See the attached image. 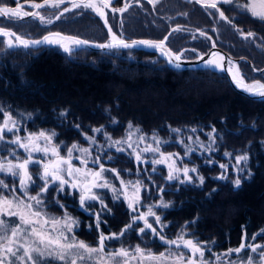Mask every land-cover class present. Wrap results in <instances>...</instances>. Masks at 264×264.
Masks as SVG:
<instances>
[{"label": "trees", "instance_id": "1", "mask_svg": "<svg viewBox=\"0 0 264 264\" xmlns=\"http://www.w3.org/2000/svg\"><path fill=\"white\" fill-rule=\"evenodd\" d=\"M120 2L121 0L118 4ZM132 2L136 1L128 0V4L131 3V5L121 19L116 17L114 11L106 10V21L111 31L119 36H146L159 39L169 30V23L173 24L181 30L171 31L167 42L175 51L185 48L181 55L195 56L194 51H201L209 43V39L205 34L201 35V31L210 34L215 42L237 58L244 57L243 52L251 50L244 45H239L240 40L246 38L264 41V21L252 18L245 12L238 11L240 15L237 17L240 20L236 21L235 25L244 28L246 32L250 30L249 33L252 35L239 37L240 32L237 33L233 24L231 26L219 24L223 27L221 32L225 35H219L218 39L211 34L212 32L210 33V28L207 29L213 24L209 22L207 27L203 28V24L199 21H192V18H189L190 12L185 7L193 6L195 4L193 2L182 5L179 1L158 0L155 3H149L150 5L147 4L146 7ZM176 3L184 6L182 7L185 10L183 15L177 12L181 10V6ZM118 4L110 3V6L115 9ZM175 8L179 10H173ZM56 9L60 18H56L57 20L48 25L53 30L68 31L91 41H103L108 34L101 18L84 7L63 13L60 12L62 9ZM73 13H80L83 16L73 19L71 18ZM40 14L47 17L51 13ZM158 15L168 17L160 16V19H157ZM41 27L43 28L39 24V34L44 32ZM195 28L199 31L194 32ZM183 29L192 32L187 33ZM172 43H175L177 47H173ZM86 52L87 50H79L69 54L58 51L56 48H47L45 51L39 50V55L28 56L13 63L14 68L19 67L24 71L20 72V76L18 73L14 75L17 87H12L11 91L0 86L1 103L4 106L9 102L15 106L20 102L26 103L22 107L33 112L35 116L39 115L37 116L39 119H33L34 122L39 121V126H45L44 128H56L59 131L57 136L61 135L62 130L58 124H55V118H57L55 115L65 111L66 119L70 117L73 120L75 116L69 113H77L81 127L79 124V127L74 126L78 129L73 135L75 138H80L81 131L87 133L89 130L102 126L105 130L116 129L123 126L121 122L128 120L141 122L143 131L149 128L143 123H150V121L153 123L154 120L169 121L178 126H181L180 123L192 126L205 122L207 128L215 129L214 149L208 153L192 151L194 158L184 160L196 169V172L190 174L189 181L173 180L168 182V186L164 185L161 195L164 203L171 204L161 219L160 225L163 232L168 236H174L179 233L183 221L194 220L195 233H192L194 239L198 238L200 243L212 251L236 246L237 244H233L232 240L239 237L243 229L246 235L252 233L259 235L264 232V129L262 130L264 100H253L238 94L227 86L225 77L220 72L204 69L178 75L174 70L166 67L157 54L141 49L114 51L121 55V61L127 68L137 69L139 72L137 75L133 72L128 73L129 71L122 72L121 75L111 70V67H114L112 61L117 59L115 57H111V61L106 63V58H96L98 53L90 51L86 54ZM250 58L254 67H262L258 64L262 61L260 57ZM239 68L246 81L253 78L264 81V73L254 75L245 61L239 62ZM115 69L118 70L116 67ZM145 71H148V74ZM204 73L212 75L213 79L220 80H212V82L227 89V96L220 95L221 100L218 105L211 101L216 97L213 91L192 92L194 97L187 91L189 83L192 84L189 75L202 76L196 78L204 85V79H206ZM18 82H24V84H18ZM144 90H148L145 93L148 95L150 92L154 93L156 98L151 100L146 98L145 102L139 103L134 98ZM170 95H174L173 100L168 98ZM34 99H38L39 102H34ZM133 101L137 105L136 108L132 105ZM30 117L32 118L33 115ZM65 117L58 118L60 121L57 120L60 123H72ZM112 119H116V122L121 124L115 126L112 124ZM179 120L182 122H178ZM197 127V133L203 135L204 128ZM156 128L163 130L161 126ZM173 134L171 132V136ZM66 137L71 138V135ZM199 138L206 139L205 136ZM231 144L235 146L230 147ZM103 153L97 156L99 161L114 166L121 174L119 171H124L123 168L115 166L118 157L113 160L112 158L116 155L109 152V154L106 153L108 159H104ZM237 156H246L247 160L234 164ZM222 164L227 165V168L222 169L220 167ZM235 167H237L236 170ZM138 172L145 181L144 174L147 170L139 168ZM222 174L224 178L219 179ZM200 177L204 178L203 183ZM236 179L241 181L239 186L235 184ZM108 180L117 184L116 178L111 174ZM110 187L109 184L102 192H110ZM152 188L156 192L159 186L153 185ZM53 195L52 187L44 193L43 203L47 204L46 209L56 201ZM109 203L111 204L110 201ZM111 209L112 215H107L108 218L104 222L107 225L116 224L117 221L113 218L116 217V213L122 211V207L117 206L116 203L111 205ZM163 212L165 213V208ZM110 219H113L112 222ZM259 238L264 240V235H259ZM138 240L139 242L148 241L149 238L140 236ZM153 245L157 246L155 241Z\"/></svg>", "mask_w": 264, "mask_h": 264}, {"label": "rangeland", "instance_id": "2", "mask_svg": "<svg viewBox=\"0 0 264 264\" xmlns=\"http://www.w3.org/2000/svg\"><path fill=\"white\" fill-rule=\"evenodd\" d=\"M81 1V7H83L84 4H88L89 0H77L76 2L80 3ZM149 3H155L158 0H148ZM160 1V0H159ZM170 1H174V2H180L182 5L183 3L185 4H191L192 2L195 3L193 6H190L188 8L185 7V9H187V11L189 10L190 15L189 18H192V21L196 20L199 21L200 24H203V26L207 27L206 25L210 22V24H213V22L215 20H218L217 18H215V10L209 9L208 7H204L202 4H205L204 2H213V0H170ZM102 2H104V0H92V3H94L96 6H100L102 4ZM109 4L110 3H115L118 4L119 0H108ZM239 6H237L240 9L243 10V12H245L246 14H248L250 17H253L249 12L245 11L243 8L240 7V5H244L245 3L248 2V0H239ZM77 4V3H75ZM50 5V3H49ZM182 5H178L181 6V10L177 11L180 12L179 14H184L185 10L182 9ZM49 7V6H48ZM70 8V7H69ZM67 7V9H69ZM85 8V7H84ZM77 8H74V10ZM90 10L92 13L96 14L97 16L103 18L104 16L99 15V13L96 11L95 8H85ZM114 8H107V10H112ZM57 9H44V10H40V12H47V13H51L50 15H48L47 17L52 19H56V18H60V16H58V14L56 13ZM70 10V9H69ZM173 10H179L177 8L173 9ZM25 11L28 12V9H26ZM53 11V12H52ZM104 11V9H103ZM61 13L65 12V8L62 9L60 11ZM56 13V14H55ZM40 14V13H39ZM82 14L80 13H73L71 14V18H79L81 17ZM211 15V18H210ZM41 16V14H40ZM83 16V15H82ZM29 17V16H27ZM46 17V16H44ZM30 18H35L34 16H31ZM186 19V18H185ZM258 19V18H257ZM260 20V19H259ZM227 26H231V25H227ZM175 29H177V26H174ZM204 28V27H203ZM180 29V27H179ZM238 32H240L241 30H244V28L242 29L240 26H238V29H235ZM49 31H64V30H49ZM47 31V32H49ZM199 31V29L194 30V32ZM68 32V31H66ZM204 31H201V33ZM250 30L247 32L249 33ZM71 33V32H70ZM110 35H112V32L110 33ZM247 37L249 35H246ZM245 36V37H246ZM138 38H147L146 36H136ZM239 37H241L239 35ZM250 37V36H249ZM32 39V38H31ZM35 39V38H34ZM33 39V40H34ZM111 37L109 36V34L106 35L105 39L103 41H94V42H98V43H102V42H108L110 41ZM211 40L214 42L215 45H219L217 42H215V40L212 38L211 36ZM67 42V41H66ZM210 42V39H209ZM239 45H244L248 48H250L252 50H248L246 52H243V54L246 55H251L252 57H260V60L264 61V41L262 40H258L257 41L255 39H242L238 42ZM252 46V47H251ZM68 47L70 49H72L71 51H62L63 49H61V52H67L70 54V52L72 51H79V50H87L86 54H89V52H96L98 53V55H96V58H106L107 62L109 63V61H111V57H115L117 58L115 61H112V64L114 65V67L112 66L111 70H114L116 73L121 74L122 72H133V74L137 75V73H139L137 71V69H134V67L131 68H127V66L125 65V63H123L121 61V55L120 54H116L114 51H119L118 49H111V50H105V51H96V50H89V49H78L73 45H64V48ZM207 48V46L205 47V49ZM129 50V49H128ZM228 53V52H227ZM68 54V56H70ZM91 54V53H90ZM231 57L236 58L239 62L244 61L243 59L240 60V58L242 57H234L232 56L230 53H228ZM212 56L214 57V59H216V56L214 54H212ZM27 56H20V58H17V61L26 58ZM126 58V57H124ZM237 61V62H238ZM206 64V62L204 63V65ZM229 64V63H228ZM234 62H232L231 64H229V66H234ZM239 64V63H238ZM115 67L120 70V72L118 70L115 69ZM201 67L196 68L195 70H201ZM193 69H189L188 71H192ZM194 70V71H195ZM203 70V69H202ZM212 70V69H211ZM175 73L178 75H182L185 74L184 72H188L186 69H174ZM213 72H220L221 71H217V70H212ZM145 73L148 74V71H145ZM204 73V77L206 79H204V85H202V81L198 80L196 77H202L199 75H192L190 74V80H192V84L189 83L190 86H188L187 91L189 92V94L193 93H206L208 91H213V95L216 96L214 97L211 101L215 104L218 105L220 102V95H224L227 96V89L222 86V85H216L212 82V80H218L217 78L212 77V75ZM164 76V74H163ZM195 77V78H194ZM225 81L227 82L226 78ZM220 83V82H219ZM208 85V86H207ZM215 87V88H211V87ZM226 86V85H225ZM227 86L230 87V85L227 82ZM231 88V87H230ZM212 89V90H211ZM148 90H144L140 93V95L134 99H137V101L139 103L145 102L144 100L147 99H154V97L156 98V95L152 92H150V94H145ZM175 94H177V92H175ZM192 97L193 94H191ZM220 97V98H219ZM169 99L173 100L174 95H170L168 97ZM133 99V100H134ZM29 100V99H27ZM30 100H33L32 98H30ZM30 102V101H28ZM34 102H39L38 99H34ZM26 103H21L19 105H17V108L20 109L19 110H13L12 113L13 114H17L20 116V119H24L25 117H30L31 115H33V117H35L33 112L28 111L27 109H25L24 107H22L23 105H25ZM133 107L136 108L137 105L134 104V101L132 103ZM132 107V108H133ZM107 110V108H106ZM67 113L65 111L59 112L58 115L56 114L55 116H57V118H55V124H58V126H60L59 128L62 130L61 131V135L57 136L58 134V130L56 128H52V127H48V128H44L45 126H39V132L43 131L48 135H51L52 133H55L56 135L52 137L51 140V145L53 146H57L58 147V151H59V155L61 156H68V149L72 147L73 144L78 145L79 148H88L89 154L87 156H85V154L81 153L78 150H74L72 153V156H77L80 159H87L88 161L94 162L96 160V156L97 155H101L103 152V155H105L104 159H108L106 153L109 154V152H111L112 154L116 155L114 156L112 159L114 160L115 157H118V160L116 159V163L117 167H119L120 169L123 168L124 171H119L122 175V180L120 181L117 179V184L113 183V181L109 182L108 178L105 179V177L103 176V178H101V180H99L100 182L104 183L105 181L107 182V184H110V192H108L107 194L112 193V198H114L113 200H110V198L107 200V204H108V209H111V205L114 204L115 202H122L124 205L125 209H130L131 208H135L136 206H140V208H142L144 210V212L148 213L149 208H151V211L155 213L156 216H159L161 219L163 218L164 214H166V212L169 210L167 208H170V204L171 203H164V199L162 197V192L164 189V185L168 186L169 185V181H173V180H180V181H189V179H187L183 173V169L186 167L188 169H192L194 168L193 165H190L187 162H185L184 160L187 158H194L193 155L191 154V152H200V151H204V153H208L211 149L213 148V144H215V132H213L212 129L207 128V123L205 122H201L200 124L196 123L193 124L192 126H187L185 123L183 124H179L181 126L175 125V123L173 122H169V121H159L156 122L154 120V122L152 123L150 121V123H143L144 126H147V131H143L142 128L140 126L141 122H135L132 120H128V121H124L121 122L123 126H119L116 129H111V130H105L102 129L101 132H94L92 130H89V132L84 133V132H80L79 133V137L80 138H75L73 135L74 133L77 132V128H75L74 126L76 125L79 126L81 123V121L79 120V117L75 116L73 120L70 119V117L68 119H66ZM36 116H39L38 114ZM66 120H68L69 122L72 123H60L58 118H64ZM59 121H58V120ZM64 120V119H63ZM149 122V121H147ZM178 122H182L181 120H179ZM120 122H116V119H112V124H115V126L120 125ZM79 124V125H78ZM129 125H131L132 127L130 128ZM161 126L163 128V130H159L158 126ZM153 126H155V128H153ZM184 129H183V127ZM197 126L204 128L203 129V135H199L197 133ZM81 127V125H80ZM187 128L189 130H187ZM137 129H139V131H136ZM173 129H179V132L173 131ZM193 129H195V131H193ZM264 128L262 127V130ZM132 132V136L131 139L128 140V133ZM38 132V133H39ZM171 132H173L174 134L171 136ZM211 134V135H210ZM66 135H71V138L66 137ZM143 136L144 139L140 140L139 137ZM205 136L206 139H201L199 137H203ZM86 137H94L95 142L93 143L92 141H89L88 139H86ZM109 137L111 139H109ZM153 137H155L156 139H153ZM61 138H67L66 140H62ZM116 140H128L127 143H121V144H114L113 142ZM157 140L160 141L159 144H157ZM42 147L44 146V141L41 140L38 142ZM131 144L132 147H129L128 144ZM233 144V143H232ZM230 145V147H234L235 145ZM159 148L158 152H154V151H145L146 148ZM117 149H120L119 151ZM189 149H191V151H189ZM212 152V151H210ZM161 153H163L164 155L161 156ZM137 154H139V160L137 159ZM168 154H173L172 159H166ZM39 155H43L45 158H53V156L51 155V153H48L47 155H45L44 153H39ZM237 157H242V156H237ZM237 157L235 158L236 163L234 164H238V160ZM110 158V157H109ZM158 160H164V163H155V161ZM170 164H174V167L176 169H179V172H174V179L169 180L168 176H169V165ZM126 165V166H125ZM236 166V165H234ZM128 167V168H127ZM131 168V170L129 169ZM142 168V169H146L147 172H145L144 176H145V181L142 179V177H140V174L138 172V169ZM237 167H235L236 170ZM119 170V169H118ZM192 172L189 171L188 176L191 177ZM194 173V172H193ZM167 181V182H166ZM44 183V182H43ZM153 185H158L159 188L158 190L155 192L154 189L152 188ZM138 189V191H137ZM44 195V193H43ZM138 196V201H135L133 203V206L130 207V199L135 200V197ZM42 198V196H41ZM40 198V199H41ZM118 199V202L115 199ZM12 199V198H9ZM23 200L27 201L26 198H22ZM45 200V199H44ZM109 201L111 202V204L109 203ZM42 202L43 199H42ZM33 204V210L34 211H40L43 214V218H63L65 216V214H67L68 216L72 217V214L70 212L65 211H59L58 207L56 206L55 210H52L48 206V209H46L47 205L42 203L41 205H36L35 202H31ZM104 203V202H103ZM164 205H167V207H165ZM165 208V213L163 212ZM113 212V211H112ZM98 213L99 216L101 215H109L111 214V212L109 213L106 210H102L101 207H98ZM6 219H10V220H16L15 217L13 218H7ZM73 218V217H72ZM74 219V218H73ZM92 219V217L90 216V220ZM75 220V219H74ZM79 221H81L79 218L77 220L78 223L72 225V232H66L65 235L68 237V242H71V238L74 236L75 239L77 241H84L85 243H87L88 245L92 246V247H98V245L96 244L95 238L93 236L90 235V233L88 231H86L87 227H84V229L80 228L79 226H84V223H79ZM149 222L152 224V226H154V220L152 218L149 219ZM194 220L192 221H183L181 229L179 230V233H177L174 236H164L165 237V241L167 240H172L175 239L174 237H177L179 235H181V233L184 234V238L189 236L191 238H194L192 233H195V228H194ZM161 223V220H160ZM243 227V226H242ZM79 228L81 230H79ZM48 231H52L51 226L47 227ZM244 230V229H243ZM243 230L241 231V235H239V237L234 238L232 240L233 244H237L236 246H233L232 248H228L225 250H221V251H228L229 249H235L238 247L239 242L242 240L243 238ZM245 231V230H244ZM246 233V232H245ZM53 237H55L57 235V233L53 232L52 233ZM241 236V237H240ZM253 237H255V239H252ZM152 238H154L153 236H151V238H149L148 241H142L139 242L140 243V248L144 250V254H148L149 252L154 253L155 255H159V253L161 252H165L167 253L169 250L171 251V253L173 254V256L180 254L181 252L185 255V257L189 256V252L186 253L184 250L182 249H177L174 246H167L165 245V247H172V248H164V245H158L154 246L152 243ZM198 240V238H196V241ZM164 241V242H165ZM263 241V238H259V235L256 233H252V234H245V239H244V243L246 245H251L253 243H261ZM198 242L200 243V241L198 240ZM201 245H204L203 243H200ZM207 248L209 247H205V256L204 259L211 261L212 264H230V262L235 261L236 264H247V261L249 258H251L253 260V264H257V260H260L261 264H264V250H262L261 254L258 253H253L249 248H246L245 250H243L242 252H240L237 255H231V256H221V260L220 261H216L215 256L213 255L211 252H209L207 250ZM129 255L127 258H121L118 257L116 258L119 261V264H123L124 260L127 259V264H157L156 261H151L148 259H144L140 256V262H137V260L135 258H133V254L128 252ZM108 254L104 252L103 254L100 255H93V257L91 259H86L83 264H100L101 259H103L104 261H107L108 264H114L113 261H108ZM223 254V253H220ZM219 255V254H217ZM51 263H47V264H64V262L52 259V258H48L46 259ZM78 264H81L80 261H78ZM166 264H172V261L169 260L166 262Z\"/></svg>", "mask_w": 264, "mask_h": 264}, {"label": "snow or ice", "instance_id": "3", "mask_svg": "<svg viewBox=\"0 0 264 264\" xmlns=\"http://www.w3.org/2000/svg\"><path fill=\"white\" fill-rule=\"evenodd\" d=\"M16 3V7H9L5 4L0 3V17H3L9 21H19L22 20L23 17L34 16L38 17L41 21L44 20V17L40 16L39 12H27L23 11L25 4L19 2V0H13ZM63 2V0H61ZM222 3H231L232 0H220ZM33 9H40L45 7V4L40 3H31L28 5ZM54 7H59V4H54ZM109 6L108 0H104V2L97 7L95 4H84L85 8H95L99 15L104 16L105 13L103 11L104 8ZM73 8L81 7L80 4L73 3ZM128 5L125 4L124 7L120 9H112V11L123 12L127 9ZM210 7L217 8L216 0L210 4ZM245 11L249 12L253 17L258 18L264 21V0H248L244 5H240ZM69 9L65 8V11ZM219 15L222 19L227 20L228 17L224 15L221 11ZM59 18V17H58ZM51 23V21H47ZM230 22V21H229ZM105 23L107 21L105 20ZM181 29L177 28L174 31H180ZM109 32L111 33V28H109ZM201 35H204L202 32ZM248 35H252L249 33ZM0 36L10 37L7 41V47L13 48L19 45H23L25 47L30 44H41V43H50V44H59L62 41H70L74 45L86 44L87 41H82L74 37L61 36L60 33H50L48 36H44L42 40H25L20 35H17L14 32L5 30L4 28H0ZM15 43L13 42V39ZM168 37H165L164 40L156 43L152 41H132L131 43L125 42L123 39H118L115 33H112V42L107 44L97 45L100 48H132L137 45H144L151 48L160 49L162 55L168 56L170 62H174L180 60L181 56L177 54L171 53V51H165V41ZM3 42V41H0ZM72 49L65 47V51H71ZM194 51V50H193ZM174 58V60H173ZM203 59V57H201ZM221 60L224 58L221 57ZM229 64L232 61H228ZM206 64L210 67H220L221 70H226L228 72H232V79L237 83L238 86L245 89L246 91L260 95L264 97V84L259 82L253 84H246L243 81V78L240 76L238 69L233 71L232 68L225 69L222 64L218 62L217 59H210L206 62ZM179 67V65H177ZM4 123L0 125V139H3L2 133L7 131H12L16 127V122L12 119L11 115L8 113L4 114ZM11 124V127L9 125ZM79 127V126H77ZM103 127V126H102ZM101 128H94L92 131L101 132ZM131 128L132 126L129 125ZM136 131H139L137 129ZM173 131L179 132V129H173ZM195 131V129H193ZM215 132V129H213ZM55 133L51 135L46 134L41 131L38 134H29L26 137V143H21V138L19 136L16 137L15 141L12 143L17 144L19 147H22L29 153L27 159H25L22 163L12 164L9 161L6 165L0 163V172L9 173L12 176H19L20 180V188L26 190L29 184L33 183L32 175L28 171V166L31 163H35L41 165L43 167V173L39 175V178L44 181V186L41 188L40 192L37 193L36 196H28L27 201L20 199L19 197L13 196L12 199H9L7 196L0 197V264H43V262L52 258L64 264H78V261L83 264L86 259H91L93 255H100L104 253V246L106 239H112L116 236L114 233L111 237H105L103 233H101L99 238L98 247H92L85 243L84 241H77L73 236L71 238V242H68V237L65 235L66 232H72V225L78 223L72 217L65 214V216L61 218H43V214L40 211L33 210L32 201L35 202L36 205H41L43 202L40 199V196L48 191L49 183L59 182L60 190H63L64 185L70 184L72 188H79L81 192L80 196V204L84 205L87 200H96L99 199L93 192V188L97 187H107L108 184L105 181L104 183H97V180L102 178V173L106 171L104 166L100 165V171L92 172L88 170H82L81 168L73 167L72 161V153L74 150H78L81 153L87 156L89 154L88 148H79L78 145L73 144L71 148L68 149L67 158L60 156L58 147L51 145L52 137L55 136ZM211 135V134H210ZM132 132L128 133V140L131 139ZM89 141L95 142L94 137H86ZM109 139H111L109 137ZM140 140H143L144 137L140 136ZM153 139H156L153 137ZM43 140L44 146L42 147L38 142ZM128 140H116L114 144L127 143ZM157 144L160 143L159 140L156 141ZM129 147L132 145L129 143ZM118 151L120 149H117ZM145 151H154L158 152L159 148H146ZM191 151V149H189ZM32 153H44L47 155L51 153L54 160H49L48 163H42V161H34L32 159ZM164 154L161 153V156ZM173 154H168L166 159H172ZM139 154H137V159L139 160ZM79 159V157H78ZM99 157H97V160ZM111 159V158H109ZM238 162L242 160H247L246 156L237 157ZM80 162L82 164H87V159H81ZM164 160L155 161V163H164ZM222 169H226L227 165H220ZM19 170V171H17ZM110 171L115 172V169H111ZM179 169L174 167V164L169 165V176L168 179H174V172H179ZM189 171L196 172L195 168L188 169L184 168L183 173L187 179H191L188 176ZM65 174L72 178L71 180H67L64 178ZM78 177H83V180H80ZM90 178V179H89ZM224 175L222 174L219 179H223ZM201 183H203V177L199 178ZM241 181L239 179L235 180L236 186H239ZM0 186L7 188L8 185L5 184L2 180H0ZM13 191L15 189L13 188ZM138 191V189H137ZM215 191V190H214ZM138 201V196L135 197V200L130 199L129 206L132 207L133 203ZM102 203V201H101ZM167 207V205H164ZM135 211V208H133ZM148 216H152L155 218V222L157 224L160 223L161 218L156 216L154 212L149 211L147 214H140L139 217H134L135 219L142 220L144 222V227L140 228V232L144 233L146 230H151L152 233H157V229L152 226L148 221ZM7 218L15 217L16 220H10ZM99 214H97V225H99ZM51 226L52 231H48L47 227ZM131 225H127V228H130ZM55 232L57 235L53 237L52 233ZM259 235H264V232L259 233ZM161 241H165V237L163 235L159 236ZM252 239H255L253 237ZM168 245H176L177 248L183 246L185 249L189 250L191 255L185 257V255L181 252L178 255L173 256L171 251L169 250L167 253L161 252L159 255L152 254L149 252L147 254V259L151 261H156L157 264H166L167 261L171 260L172 264H212L211 261L205 260V245H201L198 241L194 242L191 239H184V234L177 236L176 239L165 241ZM246 248H249L253 253L261 254L262 250H264V245H256L249 246L245 243H241L238 248L229 249L226 253L219 254L215 256L216 261L221 260V256H231L233 253H240ZM136 253H139L140 256L144 257V250L139 246L136 248ZM129 255L128 251L121 248L118 251H114L108 254V261H113L114 264H119V261L116 259L118 257L127 258ZM100 264H108L107 261L101 259ZM123 264H127V259L124 260ZM230 264H236L235 261L230 262ZM247 264H253V260L251 258L248 259ZM257 264H261L260 260H257Z\"/></svg>", "mask_w": 264, "mask_h": 264}, {"label": "flooded vegetation", "instance_id": "4", "mask_svg": "<svg viewBox=\"0 0 264 264\" xmlns=\"http://www.w3.org/2000/svg\"><path fill=\"white\" fill-rule=\"evenodd\" d=\"M77 0H19L20 3L25 4V7L23 11L28 9V12H40V10L48 8V9H74L72 7L73 3L81 4L76 2ZM239 0H232L231 3H222L220 0H216L217 2V8L210 7V4L212 2H204L205 4H202L204 7H208L209 9L215 10V18L218 20H215L213 22L212 27H208L210 33L215 37L219 39V35H225L224 32H221L223 30V27H220L219 24H226V25H234V29H238V27L235 25V22L240 20L237 16H239V12H243V10H239L237 6H239ZM0 3L5 4L9 7H16V3L13 2V0H0ZM31 3H40L45 4V7L40 9H33L29 7L28 5ZM50 3V5H49ZM54 4H59V7H54ZM49 6V7H48ZM237 8V10H236ZM234 9L236 11H234ZM223 12L226 17H228L227 20L222 19L219 15V12ZM29 17H23L22 20L19 21H9L3 17H0V27L5 29H10L17 35H20L23 39L27 40H33L39 35V24L43 26V30L45 32L49 30H53L48 27V25H51L52 22H54L57 19H52L51 17H44V20L41 21L38 17L30 18ZM51 21V23H48L47 21ZM230 21V22H229ZM40 22V23H39ZM205 28V26H203ZM42 33V34H43ZM204 34L207 36L208 39L211 38L210 34ZM238 35L244 37L247 34L245 30H241ZM227 36V33H226ZM32 38V39H31ZM213 38V37H212ZM10 39V37H3L0 36V86L2 88H5L7 90L11 91L12 87H17V80H14V75L16 73L19 74L20 72L24 71V69H20L19 67L14 68L13 63L17 62V58H20V56H36L39 55V48L38 49H24L18 46H15L13 48L7 47V41ZM13 42L15 43L14 38ZM18 68V69H17ZM16 69V70H15ZM18 84H24V82H18ZM13 110H19L17 108V105L15 106L11 102L7 103L5 106L0 101V125L4 123V114L8 113L11 115L12 119L16 122V127L12 131L5 130L2 135L3 139H0V163L7 164L9 161H11L12 164L16 163H22L25 159L28 158L29 153L25 151L24 148L19 147L17 144L12 143V141L16 140V137L19 136L21 138V143H26V137L29 136V134H38L39 132V123L32 122L31 117H25L24 119H20V116L17 114H13ZM11 127V124L9 125ZM61 156V155H60ZM67 158V156H63ZM52 158V157H51ZM50 158V159H51ZM96 160L94 162L88 161V163L82 164L80 162V158L78 159L77 156H72V165L73 167L81 168L82 170H88L92 172H98L100 171V165L102 164L104 166V171L102 173L105 179L108 178L110 174H115L109 169V165H107L103 161L97 160V156L95 157ZM32 159L34 161H42V163L49 162V158H45L43 155H39V153H32ZM19 171V170H17ZM28 171L32 175V181L33 183L29 184L26 190L20 188V180L19 176H12L9 173L0 172V180H2L5 184L8 185L7 188H4L0 186V197L7 196L8 198L19 197L20 199L26 198L28 196H36L37 193L40 192L41 188L44 186V181L39 178V175L43 173V167L41 165L31 163L28 166ZM65 179L71 180L72 178L68 177L66 174L64 176ZM80 180H83V177H78ZM90 179V178H89ZM101 180V179H99ZM99 180H97V183H102ZM52 187L54 190L53 199L56 200L54 202V205L58 207L59 211H67L72 214V217L75 219V221L78 220V218L81 220L79 223H84V226H79L80 228L84 229L86 228V231L90 233V235L93 236L96 241V244L99 245V238L101 233L105 237H111L114 233L116 236L112 239H106L105 240V246H104V252L111 253L114 251H118L119 249L123 248L127 250L128 252L133 254V258L137 260V262H140V254L136 253L137 246L140 247L139 243V237H148L152 238V243L154 241L158 245H164V248H172V247H165V242L161 241L159 236H167L162 228L160 223L157 224L155 222V218L152 216H148V221L150 218L154 220V228L157 229V233H152L151 230H146L144 233L140 232V228L144 227V222L139 219H135L134 217H139L140 214H147L144 212L140 206L135 207V211L133 208L130 209H124L123 203L120 201L118 202V199L115 200L118 202L116 203L117 206L122 207V211L120 213L115 214L114 220L117 221L116 224L107 225L106 219L108 218L106 215L99 216V225H97V214L98 213V207H101L102 210L111 211L108 209L107 200L111 198L110 200H113L112 193L107 194L103 193L102 190L104 187H97L93 188L92 192L99 197V199L96 200H87L84 205L80 204V196L81 192L79 188H72L70 184H66L63 187V190H60L59 182L55 183H49L48 188ZM13 188L15 191H13ZM41 198V196H40ZM102 201V203H101ZM33 202V201H32ZM104 202V203H103ZM124 209V210H123ZM113 212H111L112 215ZM90 216L92 219L90 220ZM113 219H110V222H112ZM103 223V224H102ZM150 223V222H149ZM127 225H131L130 228H127L125 230ZM79 228V230H81ZM189 237V236H187ZM185 237V238H187ZM175 239L177 237H174ZM184 238V239H185ZM173 240V239H172ZM177 248V247H176ZM178 249V248H177ZM184 250L186 253H188L185 249L179 248ZM154 254V253H152ZM147 254L144 255V259H147ZM44 264L51 263L48 260H45L43 262Z\"/></svg>", "mask_w": 264, "mask_h": 264}, {"label": "water", "instance_id": "5", "mask_svg": "<svg viewBox=\"0 0 264 264\" xmlns=\"http://www.w3.org/2000/svg\"><path fill=\"white\" fill-rule=\"evenodd\" d=\"M102 3H103V2H102ZM108 8H109V7H108ZM106 27H107V25H106ZM50 33H60L61 36L74 37V38H77V39L82 40V41H87L88 43H86V44H80V45H74V44H72L70 41H67V42H66V41H62V42L59 43V44H50V43L30 44V45L27 46V47H25V46H23V45H19V44H17V45L20 46V47H23V48H36L38 45L59 46L61 49H63L62 51H65V49L62 48V47H64V45H73V46H75V47L78 48V49H82V48H84V49L96 50V51H105V50H111V49H129V48H111V49H109V48H100V47H98L97 45L110 43V42H112V38H111L110 41H108V42L98 43V42H94V41H91V40H88V39L82 38V37H80V36H78V35H76V34H73V33H70V32H66V31H63V32H62V31H49V32H45V33H43L38 39H34V40H42V38H43L44 36H48ZM108 34H109L110 37H112V35H110V32H109ZM115 35H116V34H115ZM116 36H117L118 39H123V40H124L125 42H127V43H131L132 41H141V40H143L142 38H138V37H136V36H131V37H128V36H118V35H116ZM3 37H5V36H3ZM164 37H167V34H166ZM25 40H27V39H25ZM163 40H164V39H163ZM29 41H33V40H30V39H29ZM144 41H152V42H156V43L160 42V41H153V40H148V39H145ZM161 41H162V40H161ZM132 48H133V47H132ZM150 48H151V47H150ZM153 49H157V48H153ZM157 50L160 51V49H157ZM164 50H165V51H169L166 47H164ZM170 51H171V50H170ZM160 52H161V51H160ZM66 53H67V52H66ZM171 53H173V52L171 51ZM161 54H162V53H161ZM174 54H175V53H174ZM212 54H214V55L216 56V59L218 60V62H219L220 64H222L223 67H224L225 69H227V68H232L233 71H236V70L238 69L239 74H240V76L242 77V72H241V70H240V69L238 68V66H237V61H238V60H237L236 58L231 57L226 51H224L223 49H221L219 46L215 45L214 42L211 40V38H210V46L207 47L206 49H204L200 54H198V58H197L196 60H193V61H186V60H182V59H180V60H178V61H175L174 58H173L174 62H170L168 56L162 55V57L166 59V62H167V64H168L170 67L179 70V69H195V68H198V67H207L206 65H204V63H203V64H200V63H201L202 61H205V60H206V62H207L208 59L211 58ZM201 57H203L204 59H201ZM212 57H213V56H212ZM221 57H223L224 59L221 60V59H220ZM229 60L235 63L234 66H229V64H228V61H229ZM177 65H179V67H177ZM214 69H216L217 71H221V72H223V73L226 75L227 80H228L230 86H231L235 91H237L238 93H240V94H242V95H244V96H247V97L253 98V99H264V97H262V96H260V95H257V94L250 93V92L246 91L245 89L241 88L240 86H238L237 83L232 79V72H228V71H226V70H221L220 67H215ZM262 70H263V69H261L260 71H262ZM255 72H258V71L255 70ZM243 81H244V83H246V84H253V83L259 82V81H257V80L245 81L244 79H243ZM259 83H260V82H259ZM262 84H264V83H262ZM54 159H55V157H54L52 160H54ZM46 163H48V162H46ZM245 234H246V233H245V231L243 230V238H242V240L239 242L238 247L241 245V243H244ZM185 239H191V240H193L194 242H197L194 238H191V237H187V238H185ZM165 245L176 247V245H168V244H166V243H165ZM256 245H264V240H263L261 243H253V244H251V245L249 244V246H256ZM238 247H237V248H238ZM180 248L185 249L183 246H181ZM186 250H187V249H186ZM207 250H208L209 252H211L213 255H217V254H220V253H226V252H227V251H212L210 248H207ZM187 251L189 252V250H187ZM237 254H239V253H233L232 255H237ZM189 255H191L190 252H189Z\"/></svg>", "mask_w": 264, "mask_h": 264}, {"label": "bare ground", "instance_id": "6", "mask_svg": "<svg viewBox=\"0 0 264 264\" xmlns=\"http://www.w3.org/2000/svg\"><path fill=\"white\" fill-rule=\"evenodd\" d=\"M136 2H132V3H135V4H137V5H140L141 7H146L147 6V4H149V1L148 0H135ZM88 4H94V3H92V1H90ZM125 4H127L128 5V7H129V5H131V3L130 4H128V0H121V2L118 4V6H116L115 7V9H120V8H122V7H124V5ZM150 5V4H149ZM176 5H179L178 3H176ZM98 7V6H97ZM127 7V8H128ZM127 10V9H126ZM126 10L125 11H123V12H119V11H116V12H114L115 13V15H116V17L118 18V19H121V17H122V15L126 12ZM160 16H162V15H158L157 16V19H160L159 17ZM162 17H164V18H167L168 16H162ZM169 30L167 31V33H165L161 38H159V39H156V38H150V37H147V38H142L143 40H145V39H148V40H153V41H161V40H163L165 37V35L167 34V37H168V35L171 33V31H173V30H175V28H174V25L173 24H170L169 23ZM1 28V27H0ZM5 29V28H4ZM5 30H8V31H11V32H13L12 30H10V29H5ZM183 30H186V29H183ZM186 32L187 33H191L192 31H189V30H186ZM42 34H39L35 39H38L40 36H41ZM128 37H131V36H128ZM242 37V36H241ZM112 38V37H111ZM172 45H173V47H177L176 45H175V43H172ZM175 45V46H174ZM18 46V45H17ZM207 47H209L210 46V42L206 45ZM205 46V47H206ZM217 46H219L221 49H223L224 51H226L225 50V48L223 47V46H221V45H217ZM18 47H20V46H18ZM164 47H166L168 50H171L172 52H173V54L175 53V54H177V55H180L181 56V58L180 59H182V60H186V61H193V60H196L197 58H198V54H200L204 49H205V47L201 50V51H194V54H195V56H188V55H181V52L185 49H181V50H179V51H175V50H173L169 45H168V42H167V40L165 41V46ZM21 48H23V47H21ZM39 48V50L40 51H45L47 48H56L58 51H61V48L59 47V46H50V45H38L36 48H24V49H38ZM129 49H141V50H144V51H146V52H151V53H154V54H157V56L160 58V60H162L163 62H164V64L166 65V67H168L169 69H171V70H174L175 68H172V67H170L168 64H167V62H166V59L165 58H163L162 57V54H161V52L159 51V50H157V49H153V48H150V47H148V46H144V45H137V46H134L133 48H129ZM118 50H128V49H118ZM191 51H193V50H191ZM227 52V51H226ZM66 53V52H65ZM28 57V56H27ZM250 57H252L251 55L249 56V55H246V56H244V57H242V59L248 64V66H249V68H250V70H251V72L255 75H257V74H262V73H264V62L263 61H259L258 62V64L260 65V66H262V67H259V68H256V67H254L253 66V64H252V59L250 58ZM204 59V58H203ZM210 59H214V57H212L211 56V58H209L208 60H210ZM206 62V60L205 61H202L200 64H203V63H205ZM239 61L237 62V66H238V68H239ZM207 67H201L200 69L202 70H204V69H208V70H216V69H214L215 67H210V66H208L207 64H205ZM196 69V68H195ZM195 69H193V70H195ZM240 69V68H239ZM261 69H263L262 71H260ZM187 71L189 70V69H186ZM192 70V71H193ZM211 70V71H212ZM255 70L256 71H258V72H255ZM222 74H223V76L226 78V80H227V77H226V75L222 72ZM242 78L245 80V78L242 76ZM253 80H257V81H259L261 84L262 83H264V81H262V79H260V78H253ZM246 81V80H245ZM250 81V80H249ZM227 82H228V80H227ZM228 84H229V82H228ZM230 85V84H229ZM231 87V86H230ZM232 88V87H231ZM233 89V88H232ZM234 90V89H233ZM235 91V90H234ZM235 92H237V91H235ZM238 93V92H237ZM238 94H240V93H238ZM240 95H242V94H240ZM242 96H244V95H242ZM245 97H247V96H245ZM248 98H250V97H248ZM250 99H253V98H250ZM253 100H264V99H253ZM70 115L72 114L73 116H79V114H77V113H74V112H70L69 113ZM39 119V117H37V116H35V117H32V122H34V120L33 119ZM35 123H39V121H37V122H35ZM98 156V155H97ZM54 158V157H53ZM53 158H51L50 160H52ZM109 169L111 170V169H115L114 168V166H109ZM116 171L115 172H113V173H115V174H111V175H113L115 178H116V180L118 179V180H120V181H123L122 180V177H121V174H119L118 173V170L117 169H115ZM104 188H106V187H104ZM42 196V198H41V200L43 199V201H44V195L42 194L41 195ZM111 199V198H110ZM47 205V204H46ZM49 206H51L52 208H54V209H56V206L54 205V203L53 204H51V205H49Z\"/></svg>", "mask_w": 264, "mask_h": 264}]
</instances>
